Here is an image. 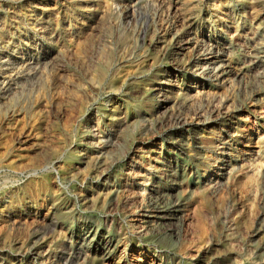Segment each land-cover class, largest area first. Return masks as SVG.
Returning <instances> with one entry per match:
<instances>
[{"label":"rangeland","instance_id":"374dc122","mask_svg":"<svg viewBox=\"0 0 264 264\" xmlns=\"http://www.w3.org/2000/svg\"><path fill=\"white\" fill-rule=\"evenodd\" d=\"M0 264H264V0H0Z\"/></svg>","mask_w":264,"mask_h":264},{"label":"bare ground","instance_id":"6f19581e","mask_svg":"<svg viewBox=\"0 0 264 264\" xmlns=\"http://www.w3.org/2000/svg\"><path fill=\"white\" fill-rule=\"evenodd\" d=\"M111 246V244L108 245V248Z\"/></svg>","mask_w":264,"mask_h":264}]
</instances>
